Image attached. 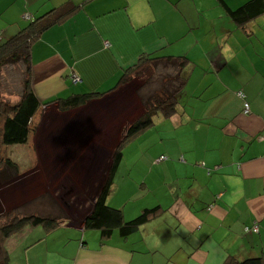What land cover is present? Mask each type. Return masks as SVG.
Here are the masks:
<instances>
[{"label": "crops", "instance_id": "obj_1", "mask_svg": "<svg viewBox=\"0 0 264 264\" xmlns=\"http://www.w3.org/2000/svg\"><path fill=\"white\" fill-rule=\"evenodd\" d=\"M247 1L224 0L232 8ZM65 2L84 0H0L1 40L27 17ZM152 53L187 56L195 64L187 83L200 76L185 108L163 117L170 123L161 124L176 133L151 163L142 205V196L132 195L130 214L122 209L129 217L145 208L161 211L126 238L103 239L70 220L58 228L67 231L48 249L45 264L264 259V14L241 27L220 0H89L33 45L32 89L41 101L109 91ZM74 74L82 81L74 83ZM255 222L259 232H246Z\"/></svg>", "mask_w": 264, "mask_h": 264}, {"label": "rangeland", "instance_id": "obj_2", "mask_svg": "<svg viewBox=\"0 0 264 264\" xmlns=\"http://www.w3.org/2000/svg\"><path fill=\"white\" fill-rule=\"evenodd\" d=\"M24 70L22 63L2 68L0 103L13 105L19 101ZM197 71L198 75L202 73L201 69ZM151 75L142 74L84 108L62 112L54 106L41 107L33 119L30 138L25 145L3 144L1 130L10 107L0 109V227L15 216L31 213L68 215L73 222L83 221L100 192L112 149L118 144L125 126L142 113L137 88L143 85L142 94L147 92L143 95L148 96L163 83L160 75L155 74L153 84L144 86ZM198 77L193 76L183 91V108L188 104L190 92L197 87ZM163 119L156 117L155 126L133 138L124 149L108 204L126 208L127 214L133 209V200L129 201L132 195L135 198L142 196L139 200L142 205L148 192L141 191L144 178L150 174L151 163L157 161L163 153L160 150L175 137L176 129L161 124L162 121L170 123ZM138 215L125 216L126 220H131ZM56 231L52 236L42 225L24 227L7 241L12 263L45 264L48 249L54 248L67 230Z\"/></svg>", "mask_w": 264, "mask_h": 264}, {"label": "trees", "instance_id": "obj_3", "mask_svg": "<svg viewBox=\"0 0 264 264\" xmlns=\"http://www.w3.org/2000/svg\"><path fill=\"white\" fill-rule=\"evenodd\" d=\"M88 1L84 0V3L81 4L65 2L35 17L29 16L26 18L24 26L16 34L4 40H1L0 36V72L7 65L22 63L25 66V79L19 101L13 105L5 104V102L0 103V109H3L4 106L10 107L9 114L5 115L1 138L4 145H25L30 138L33 119L41 107L54 106L62 112L84 108L90 102L102 98L121 85L129 84L136 77H141L142 74L151 75L152 71V75L146 81L147 83H144V86L153 84L155 74H159V79L163 82L160 83L159 89L144 96L143 94L147 92L142 94L143 85L137 88V95L143 105L142 113L125 126L118 144L112 149L110 164L100 192L94 200L92 210L82 221L85 230H97L103 239L111 238L116 232L126 238L136 233L142 225L157 215L161 211V207L145 208L137 217L126 220L122 209L108 204L115 175L124 158V149L133 138L155 126L156 117L169 118L181 111L183 91L195 69V64L183 55L143 54L136 64L124 71L119 83L109 91L86 92L73 94L66 98L41 101L32 89V47L48 29L64 23ZM220 2L230 18L241 27L264 14V0H248L236 8L230 7L224 0H220ZM70 219L68 215L38 213L13 217L0 227V264H13L7 241L24 227L42 225L49 233L57 230ZM223 264H264V259L262 257L238 259L229 255Z\"/></svg>", "mask_w": 264, "mask_h": 264}, {"label": "built area", "instance_id": "obj_4", "mask_svg": "<svg viewBox=\"0 0 264 264\" xmlns=\"http://www.w3.org/2000/svg\"><path fill=\"white\" fill-rule=\"evenodd\" d=\"M72 79H73L74 83H78V82L82 81V79L78 75H75V74L72 76ZM245 111L249 112V104L248 103H245ZM165 158H166L165 156H161L160 159L162 160ZM245 230H246V232L252 231V232L257 233L259 231V225L257 223H255L252 227H246Z\"/></svg>", "mask_w": 264, "mask_h": 264}]
</instances>
